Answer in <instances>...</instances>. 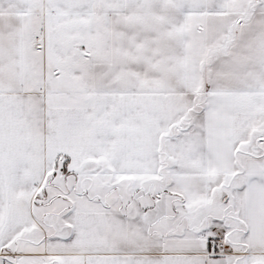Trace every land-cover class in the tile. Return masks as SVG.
<instances>
[{
	"label": "snow or ice",
	"instance_id": "obj_1",
	"mask_svg": "<svg viewBox=\"0 0 264 264\" xmlns=\"http://www.w3.org/2000/svg\"><path fill=\"white\" fill-rule=\"evenodd\" d=\"M0 264H264V0H0Z\"/></svg>",
	"mask_w": 264,
	"mask_h": 264
}]
</instances>
